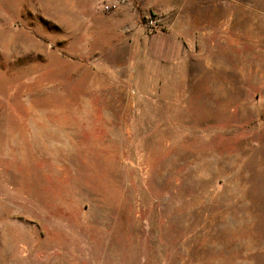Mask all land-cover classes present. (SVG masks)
<instances>
[{
  "label": "rangeland",
  "instance_id": "374dc122",
  "mask_svg": "<svg viewBox=\"0 0 264 264\" xmlns=\"http://www.w3.org/2000/svg\"><path fill=\"white\" fill-rule=\"evenodd\" d=\"M0 264H264V0H0Z\"/></svg>",
  "mask_w": 264,
  "mask_h": 264
}]
</instances>
